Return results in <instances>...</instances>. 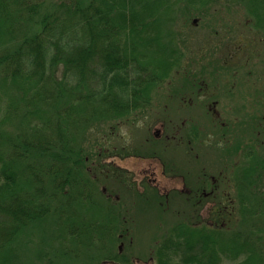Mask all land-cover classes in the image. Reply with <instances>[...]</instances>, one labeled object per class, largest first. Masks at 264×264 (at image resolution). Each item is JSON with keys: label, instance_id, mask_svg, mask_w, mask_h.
<instances>
[{"label": "trees", "instance_id": "trees-1", "mask_svg": "<svg viewBox=\"0 0 264 264\" xmlns=\"http://www.w3.org/2000/svg\"><path fill=\"white\" fill-rule=\"evenodd\" d=\"M214 2L241 9L228 11L240 32L230 59L250 43L246 30L264 42V0H0V264H87L72 263L75 249L114 240L117 215L82 166L92 155L99 165L97 141L84 146L79 131L148 106L184 57L177 16ZM251 145L227 207L208 210L216 226L172 224L149 264H264V159L252 161ZM49 219L50 253L38 229ZM109 251L97 264L125 262Z\"/></svg>", "mask_w": 264, "mask_h": 264}, {"label": "rangeland", "instance_id": "rangeland-1", "mask_svg": "<svg viewBox=\"0 0 264 264\" xmlns=\"http://www.w3.org/2000/svg\"><path fill=\"white\" fill-rule=\"evenodd\" d=\"M224 4L214 2L203 15L192 13L186 18L179 13L175 24L181 30L184 57L171 78L155 87L148 106L122 116V120L105 117L90 130L79 131L84 146L88 138H96L99 165L92 155L82 166L94 180L102 205L112 207L117 215V230L114 240L107 238L95 251L75 249L78 253L72 255V263L97 264L96 253L105 256L110 249L113 256L125 261L118 264H149L154 247L172 224L197 222V200L221 201L227 197L225 180L230 179L233 167L240 170L249 163L240 159L244 146L252 144V161L264 159V42L256 39V31L246 30L250 43L245 48L233 47L235 59H230V36L240 32L228 26L234 17L228 16V11L241 9L237 5L233 9L237 3H229L228 8ZM205 61L209 68L204 70ZM155 127H160L159 136L154 135ZM134 149L142 157L155 158L157 178L166 192L148 182L149 174L124 181L114 166L127 160L126 153L120 154L124 158L115 153ZM233 220L237 223L238 216ZM48 221L38 229L43 233L39 240L44 248L48 242L50 253L56 221ZM225 222L228 228L229 217Z\"/></svg>", "mask_w": 264, "mask_h": 264}, {"label": "flooded vegetation", "instance_id": "flooded-vegetation-1", "mask_svg": "<svg viewBox=\"0 0 264 264\" xmlns=\"http://www.w3.org/2000/svg\"><path fill=\"white\" fill-rule=\"evenodd\" d=\"M153 131H154V135H156V136H159L161 134L160 127H155ZM191 133H192L191 137L195 138L196 137L195 133L193 131ZM129 152L130 151H127L128 154H129ZM135 152L136 151L134 149V151L131 152V153H134V155H130V154L127 155V157H126L127 160L122 161L120 159L121 165H116V163H115L116 167L119 168V170L122 172L124 181L126 179H132L134 181L137 178H143L146 174H149L151 177H148V182L153 183L156 186H158V188L160 190H162V193L166 192V189L164 187H161V184H160L161 181L157 178V176H158L157 170L159 169V165H158V163H155L156 162L154 160L155 158L148 156V155H146L145 157H142L139 153H138L139 155L135 154ZM240 159L243 161L247 160V162H249L248 159L244 158L243 155L241 156ZM236 165H237V163H236ZM241 168H240V170H238V168L233 167V172L230 175V179L228 178L225 180L228 182V187H229V190L227 191L228 195L225 199H223L221 201H216L215 199L204 201L202 198H200L199 200H197L196 204L198 206V209L197 208H195V209H196V212L198 214V217L196 218L197 222L194 225H200L202 220L205 221L206 224H212L213 220L206 217V216H208V212L206 213L207 215H205L202 212L203 211L206 212L207 209L209 210L212 207L217 206V203H222L223 205H225V207H227L226 201H227L228 197L230 196L231 191L236 190V188H235V183H236L235 180L236 179L232 176V174H235V173L237 174V173L241 172ZM225 177H229V176L226 175ZM149 258H151V256Z\"/></svg>", "mask_w": 264, "mask_h": 264}]
</instances>
